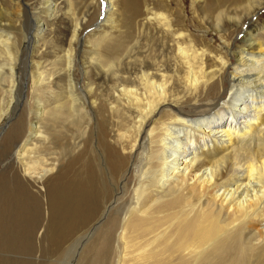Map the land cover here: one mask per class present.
I'll return each mask as SVG.
<instances>
[{"label": "bare ground", "instance_id": "bare-ground-1", "mask_svg": "<svg viewBox=\"0 0 264 264\" xmlns=\"http://www.w3.org/2000/svg\"><path fill=\"white\" fill-rule=\"evenodd\" d=\"M7 1L18 16L28 14L20 0ZM59 1L44 0L34 20L32 76L39 91L48 78L39 50L48 17L60 14ZM63 1L68 33L58 55L61 95L50 114L54 123L66 115L75 127V145L60 154L48 146L41 129L48 113L40 97L32 120L22 111L8 129L1 147L13 157L0 172V250L20 256L6 255L0 264H33L42 228L56 252L86 229L72 240L66 258L96 234L80 251L88 264H264V0H193L197 25L214 29L226 43L247 18L262 12L239 42L245 46L237 45L235 63L223 47L176 21L166 0L160 12L150 9L148 0H129L124 6H134L135 17L124 24L111 17L119 0L104 1V24L111 22L113 33L83 50L86 94L76 87V43L98 0H82L80 10L73 0ZM11 11L9 26L0 32V124L16 111L11 114L15 92L18 106L23 89H17V63L26 27H17ZM134 50L147 57L138 72L128 59ZM102 86L114 91L111 101L97 102ZM105 106L118 118L117 146L108 140L112 126ZM88 108L102 116L100 153L84 125L92 121ZM80 145L83 149L71 154ZM75 161L81 168L67 177ZM39 184L46 188V202L36 190Z\"/></svg>", "mask_w": 264, "mask_h": 264}, {"label": "rangeland", "instance_id": "rangeland-1", "mask_svg": "<svg viewBox=\"0 0 264 264\" xmlns=\"http://www.w3.org/2000/svg\"><path fill=\"white\" fill-rule=\"evenodd\" d=\"M36 1L37 0H20L22 7L25 8L26 13H28V14L27 15L23 14V15L18 16L16 9H14V8L12 9V7H10V5L8 4L7 0H0V32L2 31L1 29H3V31H4V29L6 30L7 27L9 26L8 21L10 20V18H9L10 17V13H9L10 9L12 10L11 13H14L13 19L17 21V23H16L17 27L19 28V26H21V28L26 27V29H27V30L26 29L24 30V32L27 35V39L25 38V40L22 41L21 46L19 47V53H21V57H20V61L17 63V77L20 78V80L17 83V85H18L17 89L20 87V85H23V89L21 92L22 96L20 95V102L18 103V106H17L16 103H17V100L19 101V93H17V91L15 92L16 93L15 99H14L15 105L14 104L12 105L11 114L13 113L12 111H14V109L16 107H17V109L13 113L14 115L13 114L11 115L12 116L11 118H6L5 121L3 122V124H0V172H3L7 168H9L10 158L13 157V154L5 151L1 147L3 144V137L6 135V133L8 132V129L11 128L13 123L15 121H17L19 119V117H21L22 111L26 115L25 118H26L27 122L32 120L33 113L31 111H33L36 108V106L38 105L37 104V100L39 99L38 97H40L42 102H44L45 109L47 110V113H48L43 120V125L41 126L42 127L41 129L44 130V133L47 134L46 136L50 140L48 146L49 147L52 146V148H54V150H56V152L60 154V152H63L62 149L64 146H67L68 144H70L71 145L70 147H72L75 145V142H74L75 138L73 137L74 133L72 132L75 130V127L73 126L72 123L68 122V119L65 118L66 115L63 114V116H61V119H63V118L64 119L60 120V122L54 123L55 118L50 114L52 112V108H54V105L58 103L59 95H61L59 92V89L57 88L58 82L56 83V81L58 79V75H57L58 72L57 71H58L59 67L61 66L60 65L61 62H60V59L58 58V55H60L61 53L64 52V50H63L64 46H65L64 39L66 38V34L68 33V32H66L67 31L66 29L68 28V20L64 19V17L66 16L65 15L66 8L64 7L65 3L63 0L59 1V3L60 2H63V3L59 5V7H61V11H60V14L56 20H54L51 16L48 17V19H47L48 20V26H47V30H46V33H47L46 41H45V43L41 42L43 45L41 46V48L39 50V52H41L39 59L43 60V64H41L42 65L41 70L43 72H45V75L48 78L46 80L47 85L44 86V89H42V91H39V90H36V88H38V86L36 85L37 78H36V76H35V78L32 76V62H33V52L32 51H33V46H35L34 39L32 40V37L37 35V32H36L37 23H34V20H35V17L39 18L40 13H42L41 11L44 7V3H42V2L44 0H40L37 2ZM73 1L75 4H77V9L80 10V8L82 7V3H81L82 0H73ZM104 1H106V0H98L97 3L95 4V6L91 7L90 13H88L87 17L84 19L85 26H84V28H82L80 30L81 33H80L79 39L77 40V43H76V48H77L78 54H77V60H76V66H75L74 72H75V75L77 78V81H76L77 82L76 83L77 91L80 92L81 94L82 93L86 94L85 83L87 82V80L85 79L86 75H85V71L83 68V66H84L83 59L84 58H83L82 54L84 52L83 51L84 48H86V51L89 52V50L92 49V46L95 44V42L101 40V37L103 35L113 33V31L111 30V24H110L111 22L104 24L105 18L107 16V12L105 11V7H104V5H105ZM166 1L169 4V8L171 9V11L174 12L176 21H178L180 23L183 22L185 29H188L194 35L200 36V37H205L208 40L213 41L216 46H220L219 48L223 47L224 51L228 52L229 58L231 59V61L233 63L236 62V58H233L234 52H235V54L239 53L238 49L242 48V46H245L243 44H240L239 42L245 36V34L247 33V30H249V26L252 23H254L259 17H261V13H262V12H260V13L257 12V14H254L250 18H247L244 21V23L242 24V27L234 33L230 42L226 43L224 41V39L222 37H220V34L217 33L214 29L209 30L208 28L200 27L197 25V22H196L197 19H196L195 13H194V8L192 7L193 6V4H192L193 0H166ZM166 1L165 0H148L147 4L150 7V9H152L153 11L160 12V11L165 10V8H167L164 5V3H166ZM126 2H129V0H119L118 2L115 3V11L111 15V17L113 16L112 19L114 20V22L124 24L127 21H130L131 19H133L135 17L134 6H132V5L124 6ZM179 7H180V9H182V14L184 15L183 21H181L182 20L181 19L182 14H180ZM27 19H28V21H27ZM195 19H196V21H195ZM23 28H22V30H23ZM255 30H257V29H254V31ZM27 32L29 33V35ZM2 33H5V31ZM35 33H36V35H35ZM87 38L90 40L89 43L86 42ZM251 41H253V40L251 39ZM247 43L248 42H246V44ZM239 44H240V48H237V45H239ZM257 52H259V51H257ZM24 53H27V55H26V59L23 60V64H22L21 59L24 57V56H22V55H24ZM136 53H138V52L134 50L133 59L128 58L132 62L131 66L133 65L132 66L133 68L130 66V69L132 68L131 70H133L134 72L139 71V69H140L139 67H141V65L143 66L142 59L147 58L145 53H142L144 55H142L140 53L139 54H136ZM41 57L44 59H42ZM149 59L151 60V58H149ZM25 62H26V64H25ZM34 71H36V70H34ZM89 71H91V68H89ZM91 72L93 73V76H94V71H91ZM35 73L37 74V72H35ZM227 76H228V74H226L224 77V83L226 84L225 88L226 87L229 88V86H230V83H229ZM96 82H97V84L99 82L101 84L102 81H100L98 79ZM4 84L6 85L5 89H7L9 82L5 81ZM104 85H106V84H104ZM101 91H102V96H99L100 94L98 93L97 96L100 98L97 99L98 101L97 100L96 101L100 103L101 102L100 99L103 100L104 98L108 99V101H111L109 99L111 97V94H113L114 91H110L109 88L105 87V86L101 87ZM2 96H3V94L0 93V99L2 98ZM7 99H8V97L6 95V100ZM206 103L209 104L208 102H206ZM188 104L189 103H187V105ZM177 107L182 109L180 106H177ZM208 108L209 107H207V108L204 107L203 109L207 110ZM95 110L88 108V110H87L88 116H90L92 118V121L88 122V119H86L87 122L85 120L84 125L85 126L87 125L92 130V132H93L92 137H91L92 145L95 146V148H96L95 152L100 153L99 149H97V137H98L97 126H98V123L101 121L102 116H100V114H97ZM182 110H184V109H182ZM103 111L106 112L107 114H110L109 116H111V118H110L111 125L110 126H112V129L110 127L108 129V131L110 132V137L108 138V140L112 144L117 146L115 143V138L117 137L116 131L114 133L113 130H115L117 128L116 125L118 123V118L114 114H111V112L108 111V108L106 106L103 108ZM103 111H101V113H103ZM158 115H159V113L156 116L158 117ZM189 115L191 117H194L193 114H189ZM71 138H72V140H71ZM82 149H83V145H80L79 148L76 149V152L73 151V153H71V154H78L79 153L78 151L82 150ZM119 151L124 152L121 149V147H119ZM75 156L76 155H74L73 157H75ZM68 157L66 156L65 159H61L62 160L61 163H63V164L66 163ZM73 157H71L69 159V161ZM103 161H104V158L102 157V162ZM102 162H101V166L103 168H105L107 171V167L105 166L106 165L105 161L103 163ZM80 168H81V161H75V163L72 166V168L70 169V171L67 170V177H70V174H74L73 171H78ZM129 174H130V172H129ZM44 189H46L45 186L41 185V184H39L38 188H36V190H39V193H41V196L44 199V202H46L45 201L46 200V193H45ZM48 216H49V213L47 211H45L44 224H46V222L48 220ZM85 230L86 229L80 230V232H78V234H76L73 239H71L68 243H66L64 245L65 250L61 249L60 251L56 252L55 250L53 251V249L51 248L50 239H49L48 235L45 236L43 234V232H42L43 228H42L41 231L40 230L38 231L39 233L37 232V236L35 237V241H34L35 248L33 251L34 255L32 256V259H33L32 261H34L33 264H68L67 263L68 261H70L69 262L70 264H74L78 261H81L80 264H88L86 259L84 260V259H82V256H80L81 255L80 251L82 250L83 245H85V242H87V241L92 242L93 240H95L97 235L94 234L92 232V230H91L92 233H90L86 237V239L85 238L82 239V242H81L80 246L78 247V251L76 252L77 254L73 258H72V255L70 257L66 258V254H68L67 250L70 248L69 246H71L70 243L72 242V240L77 238L79 235L85 233L84 232ZM92 238H94V239H92ZM3 253H6V254H3ZM14 254L15 253L0 250V261H2L3 258L6 257V255L14 257V258L20 256V255H17V254L14 255Z\"/></svg>", "mask_w": 264, "mask_h": 264}]
</instances>
